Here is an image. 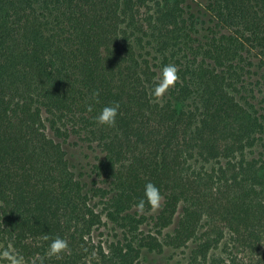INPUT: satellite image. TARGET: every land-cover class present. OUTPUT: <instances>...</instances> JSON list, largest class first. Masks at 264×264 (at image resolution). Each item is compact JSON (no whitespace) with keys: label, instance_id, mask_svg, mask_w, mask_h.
I'll return each instance as SVG.
<instances>
[{"label":"trees","instance_id":"obj_1","mask_svg":"<svg viewBox=\"0 0 264 264\" xmlns=\"http://www.w3.org/2000/svg\"><path fill=\"white\" fill-rule=\"evenodd\" d=\"M190 1L0 0V246L18 262L264 264V0ZM73 139L99 152L80 173ZM149 182L162 199L139 209Z\"/></svg>","mask_w":264,"mask_h":264},{"label":"clouds","instance_id":"obj_2","mask_svg":"<svg viewBox=\"0 0 264 264\" xmlns=\"http://www.w3.org/2000/svg\"><path fill=\"white\" fill-rule=\"evenodd\" d=\"M178 69L175 65L169 64L162 68L160 75L156 78L157 83L152 89V97L156 102H159L169 89L173 88L178 82ZM94 97L99 93H94ZM92 111L91 105L88 108ZM119 115V105L105 106L96 117V122L100 126L114 127ZM162 199L160 191L153 183H147L144 189V198L137 204V208L143 209L145 202L149 203L152 207L158 206ZM44 239H49L45 235ZM69 251L68 241L57 237L49 244L47 255L50 257L59 258L62 254Z\"/></svg>","mask_w":264,"mask_h":264},{"label":"rangeland","instance_id":"obj_3","mask_svg":"<svg viewBox=\"0 0 264 264\" xmlns=\"http://www.w3.org/2000/svg\"><path fill=\"white\" fill-rule=\"evenodd\" d=\"M190 3L194 5L196 9L200 8L202 4L201 0H191ZM66 149L68 151L69 159L73 166L76 167L77 173L86 171L89 169V164L99 152L95 150H89L85 146L78 145L76 140H71L67 144ZM189 249L172 250L166 248L162 253H151L144 251L140 260L141 264H188L187 256ZM0 264H23L18 262L15 257L8 254L0 246Z\"/></svg>","mask_w":264,"mask_h":264}]
</instances>
